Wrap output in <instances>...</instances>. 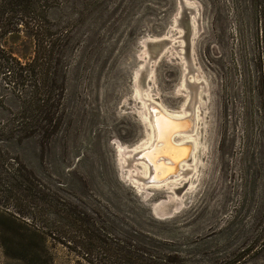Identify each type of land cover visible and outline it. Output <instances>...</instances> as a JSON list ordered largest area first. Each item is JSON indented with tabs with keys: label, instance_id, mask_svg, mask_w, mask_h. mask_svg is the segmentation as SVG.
Returning <instances> with one entry per match:
<instances>
[{
	"label": "rangeland",
	"instance_id": "rangeland-1",
	"mask_svg": "<svg viewBox=\"0 0 264 264\" xmlns=\"http://www.w3.org/2000/svg\"><path fill=\"white\" fill-rule=\"evenodd\" d=\"M48 17L67 39L55 126L0 143L44 199L0 185V264H264V0H61ZM158 41L170 43L159 58ZM144 71L173 111L183 72L197 76L195 171L180 201L130 179L147 137ZM18 107L9 96L0 124ZM212 217L220 231L203 237Z\"/></svg>",
	"mask_w": 264,
	"mask_h": 264
},
{
	"label": "trees",
	"instance_id": "trees-1",
	"mask_svg": "<svg viewBox=\"0 0 264 264\" xmlns=\"http://www.w3.org/2000/svg\"><path fill=\"white\" fill-rule=\"evenodd\" d=\"M60 1L0 0V108L9 96L19 103L10 127L0 124V143L13 133L25 138L38 131L47 134L55 126L64 94L67 39L53 28L48 13ZM21 170L11 165L0 148V185L7 187L6 191H25L33 201L43 200L37 178L26 170L23 175ZM65 213L73 218L71 212ZM2 214L16 226L17 218L6 212ZM27 231L34 237L39 236L35 231ZM14 245L18 243L13 239L11 246Z\"/></svg>",
	"mask_w": 264,
	"mask_h": 264
},
{
	"label": "bare ground",
	"instance_id": "bare-ground-1",
	"mask_svg": "<svg viewBox=\"0 0 264 264\" xmlns=\"http://www.w3.org/2000/svg\"><path fill=\"white\" fill-rule=\"evenodd\" d=\"M183 26L188 28L186 22L185 23L183 22ZM163 40H167V39L164 38ZM164 42L158 41L152 43L149 46L150 54L157 56L159 58L160 54L163 52L162 50L165 47V45L170 44L168 41H166L167 42L166 44ZM189 56L187 57L188 60H189ZM190 75H191L190 71H187L186 74L183 72V74L179 79L181 86V90H179V93L180 96L184 98V101H182L183 104L181 108L178 109V111L167 109L161 103H159L154 98H152L151 95H149L148 93L149 90L146 89L147 87L145 86L147 78H149L148 71H144L139 76H136L135 79L136 85H138L137 91L139 92V93L137 92L139 94L137 98H140L139 101L140 100L142 101L143 117L142 116L141 117L147 129V137H145V140L139 143L136 147H134L130 152L131 154L128 157L131 164H132L131 162L132 160L133 163L137 165V167H135L136 165H133L134 174L131 175L130 179L132 178V185L135 187L136 190H138V192L163 191L167 194L168 198L172 197L180 201L182 200L184 194L188 190H190V187L192 186L191 177L193 176V172L195 171L194 170L195 152L197 149L195 129L196 126H198L197 118H196V110H197L196 105L198 100L199 86L197 83L198 80L195 79V77L197 76L194 77ZM146 90L148 91L146 92ZM186 118L187 120L184 123L176 124L173 122ZM169 141L180 145L188 144V147L176 149V151H174L173 153L168 151L169 153H172L170 155L172 157V160L165 162L164 159H162L161 157H158V160L156 161H154L152 158H146V159L143 158V154H144L143 152L148 150L149 148H153V149L158 148L160 149L161 152L162 149L167 150L168 147L167 143ZM175 156H178L179 158L176 159L174 158ZM185 157H189V159L180 162ZM163 166H173V169L167 168L165 171L162 168ZM159 180L160 182H158ZM189 182L190 184H188ZM175 212L176 210H174L173 212L171 209V211H168L167 213H165V215L167 217H171L174 215ZM219 221L220 218L218 217L205 219L202 222V229H201L202 236L207 237L218 233L220 231Z\"/></svg>",
	"mask_w": 264,
	"mask_h": 264
},
{
	"label": "water",
	"instance_id": "water-1",
	"mask_svg": "<svg viewBox=\"0 0 264 264\" xmlns=\"http://www.w3.org/2000/svg\"><path fill=\"white\" fill-rule=\"evenodd\" d=\"M186 120H187V118L186 119H181V120H178V121H173V122L176 123V124H180V123H184ZM167 145H168L167 150L162 149V152L158 148H154V149L153 148H149L148 150L143 152L144 153L143 154V158L144 159L152 158L154 161H156V160H158V157H161L162 159H164V162H165V161L172 160V157L170 155L174 151H176V149L188 147V144L180 145V144H176V143H173V142H170V141L167 143ZM168 151L172 152V153H169ZM174 158L178 159L179 157L175 156ZM188 159H189V157H185L180 162L186 161ZM140 160H143V159H140ZM160 163H161V161H160ZM160 165H162V164H160ZM162 168L166 171L167 168H172L173 169V166H163ZM158 182H160V180Z\"/></svg>",
	"mask_w": 264,
	"mask_h": 264
}]
</instances>
